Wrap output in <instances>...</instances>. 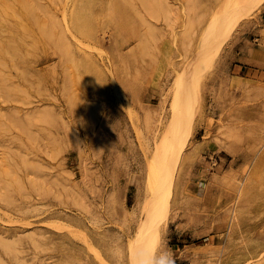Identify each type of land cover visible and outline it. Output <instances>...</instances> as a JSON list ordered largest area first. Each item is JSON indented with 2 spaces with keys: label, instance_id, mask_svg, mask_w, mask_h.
<instances>
[{
  "label": "rangeland",
  "instance_id": "obj_1",
  "mask_svg": "<svg viewBox=\"0 0 264 264\" xmlns=\"http://www.w3.org/2000/svg\"><path fill=\"white\" fill-rule=\"evenodd\" d=\"M23 1L0 8V174L23 185L0 175L17 250L0 264H130L134 247L264 264V0Z\"/></svg>",
  "mask_w": 264,
  "mask_h": 264
},
{
  "label": "bare ground",
  "instance_id": "obj_2",
  "mask_svg": "<svg viewBox=\"0 0 264 264\" xmlns=\"http://www.w3.org/2000/svg\"><path fill=\"white\" fill-rule=\"evenodd\" d=\"M17 2H21L22 5H24V1L23 0H16ZM13 3V0L12 2ZM26 4V3H25ZM0 5L3 10H7V7H8V0H0ZM27 5V4H26ZM29 6V5H28ZM32 8V7H31ZM33 10V9H32ZM30 13L29 15L32 16L35 20V17L33 16L32 14V11L27 9V13ZM14 13V11H13ZM26 13V14H27ZM23 20V19H22ZM23 23V22H22ZM39 30H41V32L44 34V35H48L50 37H53L55 34H56V30H55V26H56V22L55 20H51L50 22L49 21H46V20H42L41 22H39ZM0 26H7L6 24L4 23H0ZM10 33V32H9ZM23 36V35H22ZM25 37V36H24ZM20 38V37H19ZM50 39V38H49ZM52 39V38H51ZM51 42H54L55 41H51ZM8 44H9V38H3L0 40V65H3V66H6L7 65V56H6V53L4 52L3 48H8ZM56 44V43H55ZM0 78H1V75H0ZM4 83L6 82V79H4ZM9 87V86H8ZM8 87H3V88H8ZM11 87V86H10ZM10 89V88H9ZM5 94L8 96L10 93L9 91H5ZM14 95V94H12ZM21 121V120H19ZM18 121V122H19ZM23 121V120H22ZM19 124V123H18ZM21 126H25V122H21L20 124ZM19 125V127H21ZM23 132L24 130L26 129L25 127L23 128ZM20 132V131H19ZM22 133V132H21ZM25 134V133H24ZM27 134V133H26ZM25 134V135H26ZM192 132H188L185 134L183 140H182V143H180L177 147V152L180 153L182 151V144L183 142H185L186 138L188 137V135H191ZM27 136V135H26ZM16 138H18L17 136H15ZM22 137V136H21ZM24 137V136H23ZM22 139V138H21ZM25 139V138H24ZM28 140V139H27ZM21 142V141H20ZM23 142V141H22ZM22 144H25V143H22ZM22 161V160H21ZM26 161V160H25ZM6 168V167H5ZM3 169L1 171V176L2 178H4V181H5V185L7 186V188L11 189L12 191L16 192L17 194L20 193L23 189H22V186L21 185V182H19V180L17 179V176L15 174H12L11 173V170H7L6 169ZM1 178V177H0ZM3 180V179H1ZM3 183V182H2ZM5 190V189H4ZM9 191V190H8ZM7 191V192H8ZM6 192V191H4ZM23 192V191H22ZM2 193V192H0ZM8 193H11V192H8ZM7 193V194H8ZM22 194V193H21ZM1 199V198H0ZM2 199L4 201H6V203L8 204L9 207H13L15 208L16 210H21L23 207L20 205V204H15L12 200H11V197L8 199L6 195L2 194ZM13 199V198H12ZM139 240V235H135L133 237V240L132 241H137ZM134 242V243H135ZM155 243V245H159V237L156 239V236L155 237H152L150 240H149V244L151 243ZM198 244H196L197 246ZM162 248V247H161ZM136 249L134 251V253L132 254L131 258H130V264H142L143 263V259H142V255H140L139 253V248H135ZM0 251H3L4 253L10 255L11 257L13 258H17V250H16V246H15V242L13 241H6V239H3V238H0ZM17 264H23L22 261H16ZM129 264V263H127ZM150 264H153V259L150 260Z\"/></svg>",
  "mask_w": 264,
  "mask_h": 264
}]
</instances>
